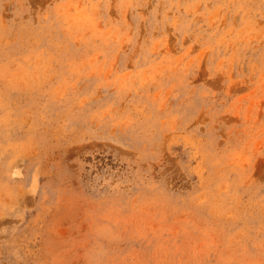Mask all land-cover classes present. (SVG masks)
<instances>
[{
  "label": "rangeland",
  "instance_id": "obj_1",
  "mask_svg": "<svg viewBox=\"0 0 264 264\" xmlns=\"http://www.w3.org/2000/svg\"><path fill=\"white\" fill-rule=\"evenodd\" d=\"M0 264H264V0H0Z\"/></svg>",
  "mask_w": 264,
  "mask_h": 264
}]
</instances>
